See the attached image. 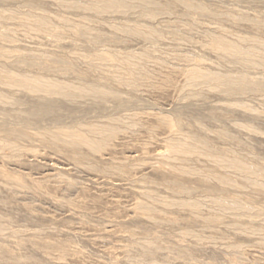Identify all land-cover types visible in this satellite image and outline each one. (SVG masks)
Segmentation results:
<instances>
[{"label": "rangeland", "instance_id": "obj_1", "mask_svg": "<svg viewBox=\"0 0 264 264\" xmlns=\"http://www.w3.org/2000/svg\"><path fill=\"white\" fill-rule=\"evenodd\" d=\"M93 2L0 0V264H264V0ZM219 34L255 56L216 48ZM192 69L253 83L195 84ZM74 130L99 148L69 147ZM192 137L214 155L180 152Z\"/></svg>", "mask_w": 264, "mask_h": 264}, {"label": "bare ground", "instance_id": "obj_2", "mask_svg": "<svg viewBox=\"0 0 264 264\" xmlns=\"http://www.w3.org/2000/svg\"><path fill=\"white\" fill-rule=\"evenodd\" d=\"M92 1V0H91ZM133 1H136V0H133ZM139 1H142V0H138V2ZM131 2H132V0H95V2H93L91 5H90V7L92 8V9H95V10H102V9H116L117 10V8H121V7H123V6H129V5H131ZM65 3V2H64ZM134 3V2H133ZM72 4V3H71ZM75 4V3H74ZM137 4V3H136ZM142 4V3H141ZM75 5H77V4H75ZM134 5V4H133ZM192 6H194V5H192ZM124 7V8H125ZM133 7V6H132ZM198 7H200V6H198ZM197 7V8H198ZM130 8V7H129ZM135 8V7H134ZM193 8H195V7H193ZM130 9H132V8H130ZM192 9V8H191ZM106 11V10H105ZM142 11V10H141ZM202 11V10H201ZM102 12V11H101ZM145 12V11H144ZM143 12V13H144ZM147 12V11H146ZM149 14V13H148ZM9 15V14H8ZM146 15V14H145ZM41 16V15H40ZM27 17V16H26ZM11 18V17H10ZM9 18V19H10ZM1 19H3V17H1ZM4 19H5V16H4ZM3 19V20H4ZM7 19V18H6ZM5 19V20H6ZM20 19V18H19ZM51 20V19H50ZM35 22V21H34ZM30 25V24H29ZM35 25H36V27L37 28H39V29H41V30H44V29H47V28H49L50 27V25H49V23H48V20L44 17V16H42V17H39V18H37V21H36V23H35ZM34 25V26H35ZM51 28V27H50ZM36 29V28H35ZM80 29V28H79ZM129 29V28H128ZM133 30V29H132ZM51 31V30H50ZM157 32V31H156ZM206 32V31H205ZM153 33H155V32H153ZM158 33V32H157ZM49 34V33H48ZM151 34V33H150ZM156 34V33H155ZM213 34V33H212ZM220 35V34H219ZM211 36V35H210ZM220 36H222V37H217V36H215V37H213L212 39H214V46L216 47V48H218V49H220V50H224V51H226V52H231V53H233V54H235L236 56L238 55H240V56H244V57H246V56H250V55H253V56H255V54H253L254 53V47H250L249 48V46H247L248 48H245V47H243V46H241L240 44H237V43H235V42H231V41H229V39L227 40L226 39V37L224 38L223 37V34L222 35H220ZM238 36V35H237ZM236 36V37H237ZM235 37V36H234ZM238 38V37H237ZM236 38V39H237ZM245 38V37H244ZM239 39V38H238ZM250 39V38H249ZM250 40H252V39H250ZM259 40V39H258ZM257 40V41H258ZM234 41V40H233ZM245 42L246 41V39L245 40H241V42ZM236 42H237V40H236ZM246 43V42H245ZM256 43V42H255ZM253 44V43H252ZM260 44H262L263 45V47H264V40L263 41H261L260 42ZM262 45H261V47H262ZM258 48V47H257ZM263 49V48H262ZM262 49H261V51H262ZM217 50V49H216ZM256 50V49H255ZM259 50V49H258ZM260 51V50H259ZM225 52V53H226ZM222 53H224V52H222ZM255 53H257V52H255ZM257 54H259V53H257ZM227 55V54H226ZM235 55H233V58H234V56ZM261 55V54H260ZM263 55V54H262ZM130 56V55H129ZM230 56H232V54L230 55ZM106 57V56H105ZM104 58V57H103ZM110 58V57H109ZM132 58V57H131ZM130 58V59H131ZM239 58V57H238ZM108 59V58H107ZM247 59H249V57H247ZM247 59H245V60H247ZM252 59H254V58H252ZM109 60V59H108ZM124 60H126V58L124 59ZM240 60V59H239ZM242 60V59H241ZM244 60V59H243ZM250 60H251V58H250ZM248 61V60H247ZM257 61V60H256ZM127 62H130L129 60H127ZM243 62V61H242ZM253 62V61H252ZM131 63V62H130ZM129 63V64H130ZM136 63V62H135ZM127 64V63H126ZM137 64V63H136ZM137 65H139V64H137ZM132 66H133V64H132ZM140 66V65H139ZM134 67V66H133ZM128 68V67H127ZM134 68H137V67H134ZM134 68H132V70L134 69ZM193 68H196V67H193ZM129 69H131L130 67H129ZM200 69V68H199ZM128 70V69H127ZM131 70V71H132ZM6 71H8V70H6ZM6 71H3V72H6ZM136 71V70H135ZM143 71V70H142ZM139 72V71H138ZM188 72V71H187ZM8 74V73H7ZM27 74V73H26ZM25 73H24V75H20V73L18 74V75H20L19 76V78H21V80H22V83H20L21 85L23 84V82L27 85V84H29V85H31V88H33V89H36V90H39V92L41 93V90H50L51 89V87H50V83L48 84L47 82H45L44 81V79H42L43 77H40L41 75H37L36 77H32L31 75V77L30 76H27ZM140 74V73H139ZM17 74L15 75V74H13V73H9L8 74V76L10 77V79H13V78H17V76H18ZM36 75V74H35ZM131 75V74H130ZM129 75V76H130ZM188 76H189V79H190V81L193 83H197V81H203V82H212V81H216L217 83V85H218V82H219V84L220 85H224V88L226 87V89L228 90V91H235V90H239V89H246V87H247V85L249 84H247V82L248 81H250V80H246V78H248L247 76H243V75H241V76H232L233 74H231V76L229 75V74H225V75H229V76H223V75H219V74H213V73H211V72H207V70L206 71H203V70H197V69H192V70H190L189 72H188V74H187ZM133 76V75H132ZM131 76V77H132ZM136 76H137V74H136ZM143 76V75H142ZM3 77V76H2ZM139 77H140V75H139ZM6 78V77H5ZM9 79V80H10ZM49 80V78H45V80ZM6 80V79H5ZM18 81H20L19 79H17ZM51 80V79H50ZM49 80V81H50ZM131 81L133 80V79H130ZM189 81V82H190ZM252 81V80H251ZM250 81V82H251ZM9 82V81H8ZM52 82V81H51ZM190 82V83H191ZM209 82V83H210ZM55 83H57L56 81H55ZM136 83V82H135ZM138 83V82H137ZM195 83V84H196ZM199 83H201V82H199ZM252 83H253V81H252ZM252 83H250V84H252ZM255 83H257V82H255ZM9 84H10V82H9ZM53 84V83H52ZM58 84H60L59 82H58ZM57 84V85H58ZM261 84V83H260ZM12 85V84H11ZM259 85V84H258ZM262 85V84H261ZM261 85L260 86H258V87H261ZM25 86V85H24ZM56 86V85H55ZM253 86V85H252ZM252 86H250V87H252ZM8 87V86H7ZM17 87V86H16ZM254 87V86H253ZM50 88V89H49ZM52 88H53V86H52ZM82 88V87H81ZM248 88V87H247ZM256 88V87H255ZM54 89V88H53ZM84 89V88H83ZM92 89V88H91ZM90 89V90H91ZM93 90H95V92H93L94 94H96V96H98V97H102V96H104V91L102 90V89H100V90H97L96 88L94 89L93 88ZM248 90V89H247ZM37 92V91H36ZM104 92V93H103ZM226 92V91H225ZM237 92V91H236ZM43 93V92H42ZM45 93V92H44ZM49 93H52V91L51 92H49ZM103 94V95H102ZM97 98V97H96ZM46 100H48V99H46ZM46 104V103H45ZM47 107V106H46ZM46 107H44L45 109H43V110H48V108L46 109ZM166 121V120H165ZM111 125V124H110ZM109 126V125H108ZM102 127V126H101ZM100 127V128H101ZM8 128V127H7ZM97 128H99V127H97ZM96 128H94V130H95ZM10 130V129H9ZM77 130V129H76ZM92 130V129H91ZM114 130V128L113 127H102L101 129H98L97 131H98V133L99 132H101V135H102V133H107V132H112ZM14 131V130H13ZM75 131V130H74ZM78 131V130H77ZM77 131H75V132H68V138H67V141H66V143H67V145L69 146V147H71V148H75V145L76 144H78V143H82V144H86V145H88V146H90L91 148H93V149H95L97 146H98V141H96V139L95 140H93V137H92V139L91 138H89V136H88V133L84 136V134H81V133H79V132H77ZM90 131V130H89ZM17 132V131H16ZM83 132V131H82ZM14 133V132H13ZM18 133H20V131L18 132ZM93 133V132H92ZM97 133V132H96ZM91 134V133H90ZM60 135H61V133H60ZM59 135V133H57V134H51V136H52V138L54 139V140H61V136ZM65 135V134H64ZM97 135V134H96ZM104 135V134H103ZM95 136V135H94ZM66 137V136H65ZM64 137V138H65ZM103 137V136H102ZM198 137V136H197ZM197 137H195V138H193L192 137V139L191 140H187V138L183 141L182 140V138H181V140L182 141H178V143L176 144V147L180 150V152H182V153H185V152H189V151H192L193 153H197V152H199V154H202V153H204L205 151L204 150H211V148H209V147H207L208 145H206L207 143H205V140H202V139H204V138H197ZM63 138V139H64ZM180 138V137H179ZM185 138V137H184ZM98 139H99V137H98ZM101 139V138H100ZM178 139V138H177ZM66 140V139H65ZM104 140V139H103ZM103 143V142H102ZM176 143V142H175ZM99 145H100V143H99ZM175 145V144H174ZM174 145H173V147H174ZM97 148H99V147H97ZM208 150V152H210ZM73 151V150H72ZM204 151V152H203ZM213 151V150H212ZM202 152V153H201ZM207 152V153H208ZM214 152V151H213ZM211 153V152H210ZM217 153V152H216ZM215 153V154H216ZM220 153V152H219ZM211 154H213V153H211ZM210 154V155H211ZM186 155H188V153L186 154ZM214 155V154H213ZM226 155V154H225ZM225 155H223V154H219V155H217V156H214L213 157V161L216 163V164H220V165H222V164H225V165H228V166H231V167H233V168H236V169H239V170H241V171H243V172H246V173H255V172H258L259 171V169L260 168H256V167H254V164L252 165V166H250V164L249 165H247L246 164V162L245 163H241V162H239V161H237V160H235L236 158L235 157H232V158H229V157H226ZM178 156H179V154H178ZM198 156V155H197ZM209 156V155H208ZM161 157V156H160ZM180 157V156H179ZM211 157V156H210ZM182 158V157H181ZM209 158V157H208ZM212 158V157H211ZM234 158V159H233ZM173 159V158H172ZM174 159H175V157H174ZM238 159V158H237ZM171 160V159H170ZM181 160V159H180ZM179 160V161H180ZM187 160V159H186ZM212 160V159H211ZM240 160V159H239ZM175 161V160H174ZM242 161V160H241ZM209 162V161H208ZM244 162V161H243ZM177 163V162H176ZM219 166V165H218ZM223 166V165H222ZM227 166V167H228ZM187 167V166H186ZM223 167H225V166H223ZM230 167V168H231ZM178 168H180V166L178 167ZM201 168V167H200ZM181 169V168H180ZM190 169V168H189ZM188 169V170H189ZM262 169V168H261ZM191 170V169H190ZM189 170V171H190ZM192 170H196V169H193L192 168ZM199 170V169H198ZM235 170V169H234ZM239 170H238V172H239ZM184 171H185V169H184ZM188 171V172H189ZM240 171V172H241ZM264 171V170H263ZM183 172V171H182ZM198 172V171H197ZM200 172V171H199ZM184 173V172H183ZM190 173V172H189ZM193 173V172H192ZM213 173V172H212ZM225 173V172H224ZM245 174V173H244ZM259 174H261V173H259ZM259 174H257V177H258V175ZM193 175V174H192ZM229 175V174H228ZM264 175V174H263ZM262 175V176H263ZM199 176V175H198ZM213 176V175H212ZM231 176V175H230ZM251 176V175H250ZM250 176H247V177H250ZM259 176H261V175H259ZM261 176V177H262ZM205 178H207V177H205ZM251 178H252V176H251ZM256 180H257V178L256 177H254ZM264 178V177H263ZM219 179L221 180V181H223V182H230L232 179L229 177V176H227V175H225V174H223V175H220L219 176ZM248 179V178H247ZM253 179V178H252ZM249 180V179H248ZM253 181V180H252ZM260 181V180H259ZM246 182H247V180H246ZM263 182V181H262ZM251 183V182H250ZM253 183H256L255 182V180H254V182ZM257 184L258 183H256V186L254 185V187H257ZM264 184V183H263ZM229 185V184H228ZM231 185V184H230ZM259 185H261V184H259ZM253 186V185H252ZM262 187V186H261ZM258 189H260L259 188V186H258ZM216 200V199H215ZM238 200V198L236 199V200H234V201H232L229 205L231 206V207H234V208H240V207H243V205L244 204H242V203H240L239 201H237ZM214 201V200H213ZM217 201H218V199H217ZM227 201V200H226ZM230 201V200H229ZM219 202V201H218ZM214 203V202H213ZM220 203H221V201H220ZM224 203V202H223ZM247 203V202H246ZM245 203V204H246ZM144 204V203H143ZM218 204V203H217ZM225 205L227 204V203H224ZM150 205V204H149ZM153 205V204H152ZM247 205V204H246ZM219 206V205H218ZM221 206H223V205H221ZM220 207V206H219ZM245 207V206H244ZM146 208V207H145ZM224 208V207H223ZM247 208H249V206L247 207ZM147 209V208H146ZM231 210V209H230ZM252 210V209H251ZM150 211V210H149ZM152 211V210H151ZM150 211V212H151ZM248 212V211H247ZM251 212V211H250ZM153 213V212H152ZM253 214V213H252ZM250 219V218H249ZM251 220V219H250ZM253 220V219H252ZM235 221V220H234ZM238 221V220H237ZM257 222V221H256ZM263 222V221H262ZM251 223V222H250ZM149 247V246H148ZM151 248V247H150Z\"/></svg>", "mask_w": 264, "mask_h": 264}]
</instances>
